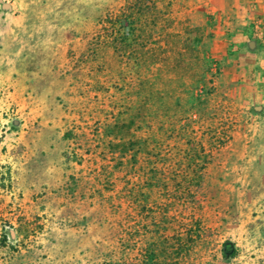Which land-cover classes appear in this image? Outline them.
<instances>
[{"label":"rangeland","instance_id":"1","mask_svg":"<svg viewBox=\"0 0 264 264\" xmlns=\"http://www.w3.org/2000/svg\"><path fill=\"white\" fill-rule=\"evenodd\" d=\"M211 28L198 0H0V264H264V107Z\"/></svg>","mask_w":264,"mask_h":264},{"label":"crops","instance_id":"2","mask_svg":"<svg viewBox=\"0 0 264 264\" xmlns=\"http://www.w3.org/2000/svg\"><path fill=\"white\" fill-rule=\"evenodd\" d=\"M198 1L212 18L222 68L242 71L240 81L249 100L264 107V0ZM226 46L232 48L230 55L222 52Z\"/></svg>","mask_w":264,"mask_h":264},{"label":"water","instance_id":"3","mask_svg":"<svg viewBox=\"0 0 264 264\" xmlns=\"http://www.w3.org/2000/svg\"><path fill=\"white\" fill-rule=\"evenodd\" d=\"M2 5H3L4 7H7V4H5V3H3Z\"/></svg>","mask_w":264,"mask_h":264}]
</instances>
